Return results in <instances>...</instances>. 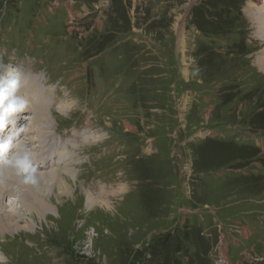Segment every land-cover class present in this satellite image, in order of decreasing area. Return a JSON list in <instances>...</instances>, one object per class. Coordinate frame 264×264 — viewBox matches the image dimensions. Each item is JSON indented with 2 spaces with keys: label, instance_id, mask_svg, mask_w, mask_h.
<instances>
[{
  "label": "rangeland",
  "instance_id": "1",
  "mask_svg": "<svg viewBox=\"0 0 264 264\" xmlns=\"http://www.w3.org/2000/svg\"><path fill=\"white\" fill-rule=\"evenodd\" d=\"M55 1L0 0V72L39 78L47 147L90 142L42 216L7 199L6 264H264V0Z\"/></svg>",
  "mask_w": 264,
  "mask_h": 264
},
{
  "label": "bare ground",
  "instance_id": "2",
  "mask_svg": "<svg viewBox=\"0 0 264 264\" xmlns=\"http://www.w3.org/2000/svg\"><path fill=\"white\" fill-rule=\"evenodd\" d=\"M257 1H260V0H257ZM263 4L264 2L258 5L259 9L264 10V6H262ZM181 47L183 50L185 49L186 47L185 41H182ZM5 69H10V68L9 66H6ZM5 69H3V72L8 73L9 75L12 74L10 70H5ZM18 76L21 81L20 87L21 89L24 90V92L20 91L19 94L23 95L24 96L23 98L28 100V106H27L26 111L24 112L27 115L25 116L27 118L28 114H34V117L33 118L31 117L32 121L30 125V129H32V131L29 129L27 131L28 132L27 135L32 134L31 135L32 137H29L25 139V141L21 142V147L26 146L27 149L32 153L34 163L38 167L39 172L37 173V175H38L39 181H41L44 178L46 179L50 178L51 180H56L54 185L56 184L57 190L62 191V193L59 194V196H62L63 194L68 196L69 193L71 192V188L69 186L68 180L72 178V175H74V173L73 174L69 172L63 173V171L61 170L64 168H61V167L65 166V169H67V171H70L72 170V167L75 166V164H78V165L84 164V162L79 161L80 160L79 154H76L74 152V150H77V148L75 149L74 147L75 145L74 146L72 145V143L75 142L77 138H82L83 135L81 134L82 135L81 136L79 132L76 131L75 129L73 131V135H74L73 137L75 139L71 138L70 141L67 140L66 142H63V144L61 143L62 145L57 144V145H53L52 147H47V143H48L47 139L53 133L51 132L53 130L52 120L49 118L50 115L53 116L52 115L53 105L51 106L49 102L46 101L45 96L43 99H40L38 95L36 94V92H38L37 90L42 89L40 86L41 85L40 80L37 76H34V74H32L31 72L27 74L26 72L16 71V74H14V77H18ZM50 92L48 94H51ZM42 93L45 95L44 90L42 91ZM48 99L50 98H47V100ZM48 106L49 107L51 106V114L48 113V108H47ZM66 108L69 112L71 109L73 110L72 104H67ZM57 110L60 113H64L66 109L60 106L57 108ZM72 110L70 114L73 113ZM21 114H19V119L17 121L16 126L18 124H21L22 126L25 123V121L22 119L23 116ZM29 120L31 119L29 118ZM127 128L130 129L129 126ZM15 131H16V127L15 126L12 127L10 124L6 126V128L4 129L3 135L0 136V138H3V136H7L10 132L16 133ZM17 135L18 137L20 136V134H17ZM89 138H92V137H89ZM83 139L84 140L82 144L87 145L90 142V139L88 142V138L86 136H83ZM71 150H72V154H71ZM70 154L72 155V158H70L69 156ZM77 161L79 162L76 163ZM49 169H52L50 171H55V173L54 172H50V173L41 172L40 173V171H46V170L48 171ZM14 185L18 186L17 190L14 189L13 187ZM39 192L38 190L36 191L35 187L31 185L21 184L16 177L10 174H0V236L3 237L6 235H13L14 231L19 230V229H25V230L29 229L30 224L27 221H25L23 226L20 225L19 227V224H21L22 221L16 220L17 219L16 217L20 214L21 210L23 209L27 211L30 210L29 212H31L32 214L31 217H33L34 214L37 215V212L39 214L38 216H42L41 211L44 210L45 208L46 209L49 208V206L46 205L47 203L44 201V199L41 198V195ZM41 193H42V190H41ZM10 197L18 198L19 203L21 204L22 207H21V210L18 211L15 208L14 210L9 211V214H8L7 209L10 207V205L7 206L6 201ZM42 197H43V193H42ZM87 201H88L89 207L91 208H95V206L98 203V200L96 198H93L90 196H88ZM34 210H36L37 212H33ZM4 215H7V216L4 217ZM23 216L25 217V215ZM225 264H232V263L227 260L225 261Z\"/></svg>",
  "mask_w": 264,
  "mask_h": 264
},
{
  "label": "clouds",
  "instance_id": "3",
  "mask_svg": "<svg viewBox=\"0 0 264 264\" xmlns=\"http://www.w3.org/2000/svg\"><path fill=\"white\" fill-rule=\"evenodd\" d=\"M20 79L0 72V136L8 125L16 127L19 114L24 113L28 100L19 94ZM16 133L10 132L0 138V174H10L23 185L38 186V167L34 163L32 153L27 147H21V139ZM7 257L0 254V264H6Z\"/></svg>",
  "mask_w": 264,
  "mask_h": 264
},
{
  "label": "built area",
  "instance_id": "4",
  "mask_svg": "<svg viewBox=\"0 0 264 264\" xmlns=\"http://www.w3.org/2000/svg\"><path fill=\"white\" fill-rule=\"evenodd\" d=\"M240 233V231H238Z\"/></svg>",
  "mask_w": 264,
  "mask_h": 264
}]
</instances>
